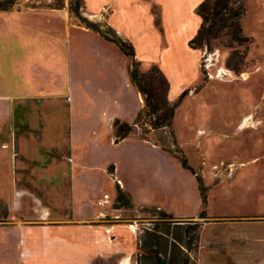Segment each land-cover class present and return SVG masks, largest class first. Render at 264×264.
Masks as SVG:
<instances>
[{
  "label": "rangeland",
  "instance_id": "1",
  "mask_svg": "<svg viewBox=\"0 0 264 264\" xmlns=\"http://www.w3.org/2000/svg\"><path fill=\"white\" fill-rule=\"evenodd\" d=\"M162 1L167 11L163 36L156 47L145 40L147 36H143L150 27L143 11L137 7L138 0H87L86 7L88 11H103L109 15L114 26L132 39L139 37L137 43L144 57L138 58L140 70L146 72L154 64L163 68L172 79L173 100L188 90L173 120L181 160L167 152L157 155L149 151L141 171L140 154L134 150L137 155L130 167L128 152L124 148L123 151L116 149L101 155H93L92 149H87V161L96 167L93 174L100 178L102 198L104 193L113 194V187L110 188L102 176L105 174L102 166L109 171L114 168L113 161L116 160L115 165L122 173H128L131 187L138 191L141 184L142 199H147L151 205H160L173 212L183 211L186 216L193 217H175L173 221L196 228L198 247L191 254L195 264H264V0H235L232 4L234 8L244 7L241 25L243 33L252 40L246 50L245 67L239 74L225 67L230 52L225 47L226 38L213 41L208 51H194L187 47L186 40L199 23L193 10L199 0ZM11 2L10 8L0 9V123L7 119L6 111L13 102L29 98L53 99V104L62 102L54 111L52 106L42 103L37 125L48 147L50 144L63 147L65 136H58L51 142L47 131L64 135L65 125L61 120L66 114L65 99L69 117L75 122L76 116L81 114L90 126L95 125L98 118L124 115L128 109L139 106L138 93L133 87L134 93L131 92L126 81L129 77L128 58L119 54L113 45L99 44L96 34L72 26L77 24L76 20L70 19L69 5L72 2L75 6L77 0ZM143 2L150 3L151 0H141ZM130 3L133 5L128 6ZM60 4V9L68 10L69 23L65 10L48 7ZM150 6L154 22L162 31L158 22L160 10L153 3ZM80 13L91 21L100 22L87 16L84 5ZM78 51L85 52V57L94 52L105 55L110 72L116 77L114 88L107 87L102 81L98 83L93 78L98 70L95 71L91 64L90 74L85 71L81 74L91 79L93 87L97 84L102 89L86 88L83 97L86 103L81 102L74 85L78 78L75 58ZM100 67L102 73L107 69ZM94 101H97L96 107ZM3 107L5 114L2 113ZM13 127L11 113L1 136L7 143ZM167 136L164 131L148 135L152 141L161 140L163 146L169 148ZM44 147L42 153H46ZM74 157L77 158L76 153ZM88 157H94L96 162H91ZM197 177L208 188V218L205 220H199L197 216ZM85 178L89 180L92 176L86 175ZM10 191L9 172L0 170V194L9 196ZM114 214L119 218L107 217L96 224L110 228L118 224H138L136 235L128 237V233L119 229L116 233L119 238L125 237L122 244L131 248L132 262L137 264L140 253L146 250L140 241L142 232L153 228V222L158 219L143 210H123ZM3 215L0 207V227L39 224L31 220H14L9 215L3 220ZM194 223L198 225L193 226ZM4 239L0 230V264H45L43 251L35 262L24 247H18L15 242L9 245ZM115 258L100 259L94 264H114Z\"/></svg>",
  "mask_w": 264,
  "mask_h": 264
},
{
  "label": "crops",
  "instance_id": "2",
  "mask_svg": "<svg viewBox=\"0 0 264 264\" xmlns=\"http://www.w3.org/2000/svg\"><path fill=\"white\" fill-rule=\"evenodd\" d=\"M83 1L88 14L87 16L90 19H98L100 22H105L112 27L119 36L132 43L137 59L144 58L141 55L140 47L137 43L139 42L138 36L134 40L132 37L124 34L114 26L109 15L103 11H88L86 7L87 0ZM203 1L199 0L195 4L193 9L195 14L198 5ZM150 3L156 5L160 10V19L158 22L160 23L162 31L160 29L158 30L156 21L154 22L150 11ZM150 3H141V0H138L137 7L143 11L146 21H149L150 29L143 36H147L145 40L148 39L156 47L160 43V37L163 36V26L165 24L167 10L162 0H151ZM132 5L133 3L128 4V6ZM56 10H65L67 22H70L66 8ZM196 16L199 19V23L193 35L186 40L189 49L191 48L188 46V42L195 36L201 24L200 17L197 14ZM72 26L75 28L80 27L74 24ZM80 28L83 31H90L83 27ZM96 35L98 36L96 41L99 44L107 46L113 45L119 54L123 55L115 44L106 41L98 34ZM114 52L116 53V50ZM75 58L77 59L76 64L78 65V78L74 85L77 88V94L78 97L80 96L82 103H86L83 98L86 88L90 90L92 88L97 91L102 89L101 85L98 86L97 84L93 87L91 79L85 78L83 76L84 74H81L83 71L90 74L89 67L92 65L95 71L98 70L93 78L98 83L102 81L107 87L114 88L116 85V77L111 74L109 62H106L108 58L105 55L94 52L91 56L85 57V52L78 51ZM151 59L154 62L153 58ZM101 65L104 69L107 68L104 73L101 72ZM160 70L169 82L168 99L174 102L177 99L173 100L172 98V79L163 68H160ZM101 74H103V77ZM128 80L129 77L126 80L127 85H130L129 89L134 93V87L130 83V80ZM138 97L139 106L128 109L123 113L124 115L114 114L107 118H98L93 126H90L91 124L88 125L87 121L84 122L81 114L76 116L74 122L72 117H69V106L68 102L65 104V99L64 105L65 107L67 106L66 114L61 120V122L64 120V135L62 133L55 134V132L47 131L48 139L50 138L51 142L55 138L58 139V136H65L63 147L59 145L54 147L51 144L48 147L47 141L45 142V139H43L44 135L39 134L41 131L37 125V119L42 114L39 111L40 106L42 108V103L47 107L52 106V110L54 111L59 104H63L62 102L53 104V99L45 98V100L41 101L39 98H29L23 101L13 102L10 105L8 111H6L7 119L4 118L0 123V170L9 172L11 191L9 196L6 193L0 194V201L7 206L9 216H12L14 220H31L35 221V224L39 223L40 225L0 227V230L5 236L4 243L12 245V242H15L14 244L18 247H24L29 258L31 259L33 257L35 262L42 255L41 253L43 251L45 264H94L97 260L108 259L113 256L116 257L114 264H133V253L130 252L131 248L122 244L125 237L119 238L116 233L119 229L124 233H128V237L136 235L138 224H118L112 225V228L106 225L96 224V222H100V220L107 217L119 218L114 213L123 211L113 208L117 184L130 193L138 209L150 206L162 207L171 212L175 217L193 218L186 216V213L183 211L173 212L160 205H151L152 203H148L149 201L145 198L142 199L141 194H143V190L141 184H139L141 189L138 191L136 188L131 187L132 185H129L127 178L129 176L128 173L126 171L122 173L120 167L115 165L116 160L113 161V173H110L106 169V166H102V170L105 173L102 176L106 179L105 183H109L110 188L113 187V194L104 193L103 198L101 196L102 185L100 178H98L99 176L95 177L93 174L96 167L93 164L90 165V162L88 163L86 158L88 150L92 149L93 155H101V153L107 154L116 149V151H123L125 148L128 152L127 159L130 167L134 163L132 161L134 159L133 157L137 155L134 152L136 150L140 154V162L142 164L139 167L141 171L144 169V163L147 162V153L149 151L157 155L165 152L153 143L140 140L136 137H127L118 143L115 142L112 127L113 122L119 119L132 124L137 113L142 108V99L139 93ZM96 105L97 101H94L93 106L96 107ZM101 106L99 107L101 108ZM2 113L5 114L4 107ZM11 113L14 127L10 142L7 143L1 136L3 135L4 125L10 118ZM43 147L46 153H42L41 150ZM75 153L77 155L76 159L74 157ZM88 159H91V162H96L94 157H88ZM129 169L134 171L132 168ZM86 175H91L92 178L88 180L85 178ZM130 175L132 176L131 173ZM105 197L108 198L105 199ZM200 205L201 201L199 196V211Z\"/></svg>",
  "mask_w": 264,
  "mask_h": 264
},
{
  "label": "trees",
  "instance_id": "3",
  "mask_svg": "<svg viewBox=\"0 0 264 264\" xmlns=\"http://www.w3.org/2000/svg\"><path fill=\"white\" fill-rule=\"evenodd\" d=\"M235 0H204L197 9L196 14L201 19V24L195 36L188 42V46L193 50L211 49V43L221 38H226L227 47L230 52L225 62V67L235 74L241 73L245 67L246 50L252 42L251 38L243 33L241 19L244 15V7L239 5L233 7ZM11 0L0 1V9L10 8ZM83 0H77L75 6L72 2L69 5L70 19L76 20L80 27L88 29L100 37L115 44L121 53L129 60V80L139 93L142 99V108L137 113L132 124L116 119L113 122V132L115 142L118 143L127 137H136L143 141H148L160 147L179 161L180 148L176 144L173 133V120L176 109L187 95L188 90L183 91L176 101L168 99L169 82L159 67L152 65L146 72L140 70L141 63L136 58L135 49L128 40L123 39L117 32L105 23L91 21L80 13L83 8ZM52 9H60V6L49 5ZM239 48H242L239 50ZM156 131H164L168 138L167 144L163 146L161 140L152 141L148 135ZM114 168L109 170L113 173ZM197 187L200 196L199 220L208 218V188L202 180L197 177ZM0 207L4 212L5 220L9 211L7 206L0 201ZM113 208L116 210H143L158 219L153 228L144 229L141 242L144 247L136 260L137 264H195L191 254L198 247V234L196 228L184 227V224H176L175 216L162 207H143L138 209L133 202L130 193L119 184L115 188V201ZM174 225L170 228V225ZM194 225H198L194 223ZM151 243L150 245L148 243Z\"/></svg>",
  "mask_w": 264,
  "mask_h": 264
},
{
  "label": "bare ground",
  "instance_id": "4",
  "mask_svg": "<svg viewBox=\"0 0 264 264\" xmlns=\"http://www.w3.org/2000/svg\"><path fill=\"white\" fill-rule=\"evenodd\" d=\"M245 78V77H244Z\"/></svg>",
  "mask_w": 264,
  "mask_h": 264
}]
</instances>
